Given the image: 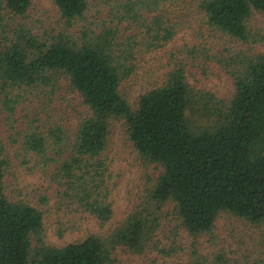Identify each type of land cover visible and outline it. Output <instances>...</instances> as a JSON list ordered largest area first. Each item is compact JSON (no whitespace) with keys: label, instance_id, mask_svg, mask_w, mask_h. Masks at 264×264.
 <instances>
[{"label":"trees","instance_id":"obj_1","mask_svg":"<svg viewBox=\"0 0 264 264\" xmlns=\"http://www.w3.org/2000/svg\"><path fill=\"white\" fill-rule=\"evenodd\" d=\"M158 52L161 82L131 98ZM215 66L225 96L193 71ZM118 127L137 168L125 215L50 244L49 219L60 237L114 219ZM19 173L41 182L24 190ZM222 213L254 230L251 244H218ZM134 255L264 264V0H0V264Z\"/></svg>","mask_w":264,"mask_h":264},{"label":"rangeland","instance_id":"obj_2","mask_svg":"<svg viewBox=\"0 0 264 264\" xmlns=\"http://www.w3.org/2000/svg\"><path fill=\"white\" fill-rule=\"evenodd\" d=\"M184 39H190V36L187 34H181L177 37L176 41L180 44ZM160 56L161 52L149 54L140 62L137 76L128 84L131 98H135L138 94L148 91L161 82L164 70L161 68L162 59ZM193 71L198 80H201L207 88L224 96L232 89L230 79L216 66L214 69L210 70L211 73L208 72L207 74L201 70ZM109 154L112 159L113 172L115 175L119 176V185L113 194L115 209L114 219L105 228H101L94 219L88 218L84 223L82 231L69 232L62 237L58 236L55 226L49 219L46 221L45 228L47 241L50 244L62 246L81 238L88 232L103 233L125 215L130 199L129 190L132 187V181L137 177V168L134 166V154L130 145L125 140L123 129L121 127H118L111 137ZM18 175L21 186L24 190H30L41 182L39 177L36 176H29L23 173H19ZM214 233L218 237L217 242L220 246L229 245L231 243L238 246L246 241L248 244H251L250 237L252 234H255L252 228L249 229L242 220L229 213L220 214L215 223ZM124 257L127 258H122V264H133V260L141 259V257L136 255H134V257ZM142 261L148 264V259H146V261L143 259Z\"/></svg>","mask_w":264,"mask_h":264}]
</instances>
